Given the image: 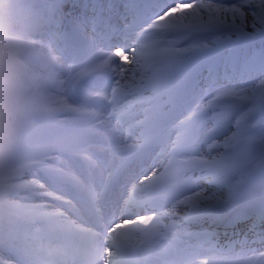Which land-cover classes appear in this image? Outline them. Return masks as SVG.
Instances as JSON below:
<instances>
[{
    "label": "bare ground",
    "instance_id": "1",
    "mask_svg": "<svg viewBox=\"0 0 264 264\" xmlns=\"http://www.w3.org/2000/svg\"><path fill=\"white\" fill-rule=\"evenodd\" d=\"M130 43H132V44H136L134 41H131ZM125 52H126V53H129V50H126ZM124 58H125V60H127V57H124ZM213 189L216 190L217 188H216V189L213 188ZM215 192H216V191H215ZM215 192L212 194L214 197H219L220 199L223 198V196H222V195H223V192H218L217 194H216ZM219 193H220V194H219Z\"/></svg>",
    "mask_w": 264,
    "mask_h": 264
}]
</instances>
